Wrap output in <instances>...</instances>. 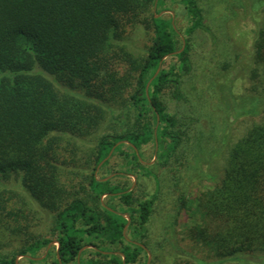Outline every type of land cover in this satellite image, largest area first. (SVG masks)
Here are the masks:
<instances>
[{
    "label": "trees",
    "instance_id": "trees-1",
    "mask_svg": "<svg viewBox=\"0 0 264 264\" xmlns=\"http://www.w3.org/2000/svg\"><path fill=\"white\" fill-rule=\"evenodd\" d=\"M165 1L0 0V237L13 248L0 251V264H136L148 256L157 194L137 198L135 189L97 173L118 153L129 169L159 182L141 162L156 137L159 164L175 170L176 180L184 170L200 175L202 161L223 162L212 188L194 198L181 190L177 214L190 221L184 238L218 261L264 260V120L206 153L183 84L191 72V36L212 30L200 0H173L190 22L185 46L178 47L171 21L154 10ZM249 1L264 15V0ZM233 6L244 7L241 0ZM150 31L145 51L135 54L136 38ZM173 57L179 64L164 68ZM248 69L250 94L235 96L221 85L227 116H255L264 105V16ZM169 88L173 111L163 100ZM110 119L116 130L101 133ZM103 196L118 199L129 221ZM34 204L51 217L45 232L37 230L42 217L32 214ZM54 242L55 251L38 259ZM87 250L97 258L85 259Z\"/></svg>",
    "mask_w": 264,
    "mask_h": 264
},
{
    "label": "rangeland",
    "instance_id": "rangeland-1",
    "mask_svg": "<svg viewBox=\"0 0 264 264\" xmlns=\"http://www.w3.org/2000/svg\"><path fill=\"white\" fill-rule=\"evenodd\" d=\"M241 1L244 7L236 8L233 6L236 4V0H200L206 22L212 32L197 31L190 38L192 65L190 74L184 78L183 90L191 104L196 107V109H192L194 110L193 116L198 119L196 132L203 148L207 150L206 153L219 148L223 149L225 144L234 143L252 122L264 120V105L260 113L255 116L234 118V113L231 112L227 116L224 111L221 85L230 87L235 96L248 95L252 92L248 65L253 53L256 31L264 16L262 10L255 12L251 10L249 0ZM154 10L171 21L177 35L178 47L183 48L184 31L190 26V22L182 7L173 0H166L164 3L156 4ZM232 11L236 15H233ZM150 37L151 31L146 34L144 32L142 36L136 38V42L131 46L135 54H142L145 51ZM174 64H179L177 57L168 58L163 67L168 69ZM226 64H231L228 72H224ZM173 91V88L165 90L163 97V100L169 103L170 111H173L176 106V102L172 100ZM186 104L180 103L182 107L185 105V108L192 112L188 103ZM116 128L117 125L110 119L102 126L101 133H113ZM123 150L127 149L123 147ZM191 151L190 162L195 165L196 146ZM158 152L159 142L156 137L155 143L143 148L144 159H141V162L158 175L159 182L152 176L144 177L145 171L129 169L125 165L124 155L118 153L111 155L109 164L99 169L97 173L98 178L114 177L113 183L119 184L122 188L135 189L134 195L137 198L157 194L149 224L147 239L149 254L147 256L142 253L136 264H194L197 260L207 264L215 262L217 264H264V260L258 257H246L243 261H218L209 255L205 248L184 238V229L190 224V221L185 213L177 214L181 190L187 197L194 198L197 194L212 188L213 177L218 175L217 168H221L223 164L221 157L214 161L208 160V163L200 162L198 168L201 172L200 175L194 173L196 170H189L191 175L188 176L184 170L182 174L179 173L182 176V181L180 178L177 181L175 170L167 169L159 164ZM179 180L182 184L187 185L186 188L182 189V186L177 184ZM15 187L18 188L16 185ZM101 201L104 204L113 205L120 212L125 213V207L118 199H109L107 196H103ZM34 205L32 214L36 213L35 216L42 217L37 230L45 232L49 227L47 225H49L51 217L46 215L37 204ZM125 216L129 218L126 213ZM174 216L179 217L177 224L172 227ZM126 235L128 236V231H126ZM10 244L8 239L0 237V251L7 252L13 249ZM56 248L57 243L54 242L48 249L40 252L38 258L44 259L48 251H55ZM83 257L85 259L97 258L89 250L85 251ZM17 259L19 262L25 263L24 258L18 257Z\"/></svg>",
    "mask_w": 264,
    "mask_h": 264
},
{
    "label": "water",
    "instance_id": "water-1",
    "mask_svg": "<svg viewBox=\"0 0 264 264\" xmlns=\"http://www.w3.org/2000/svg\"><path fill=\"white\" fill-rule=\"evenodd\" d=\"M184 46H185V43H184ZM108 179V178H107ZM128 221H129V218H128ZM125 233V232H124ZM38 259H40V258H38Z\"/></svg>",
    "mask_w": 264,
    "mask_h": 264
}]
</instances>
